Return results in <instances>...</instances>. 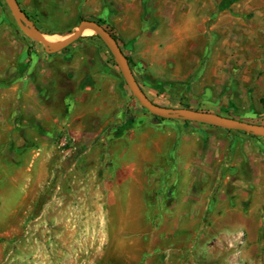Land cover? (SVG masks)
<instances>
[{"label":"rangeland","instance_id":"obj_1","mask_svg":"<svg viewBox=\"0 0 264 264\" xmlns=\"http://www.w3.org/2000/svg\"><path fill=\"white\" fill-rule=\"evenodd\" d=\"M15 1L39 31L63 40L81 21H99L117 37L143 95L154 104L264 125V31L255 9L261 0H211L214 10L205 7L193 17L201 31L177 43L163 35L140 43L130 41L135 34L121 37L122 11L112 0ZM28 99L35 109L20 123L19 108ZM0 115L9 124L7 147L18 151L1 154L7 168L0 172V264H147L161 252L185 264L198 239L166 234L170 228H159V217L150 222L149 213L150 204L162 205L163 166H175L174 150L167 161L150 165L144 146L154 150L153 139L176 130H221L264 144V138L199 123L156 121L132 96L99 35L84 33L49 55L19 28L5 0ZM18 129L27 143L15 140ZM42 158L49 162L40 168ZM223 180V174L216 177ZM244 240L243 233L231 234L228 245ZM235 251L231 264H239Z\"/></svg>","mask_w":264,"mask_h":264},{"label":"crops","instance_id":"obj_2","mask_svg":"<svg viewBox=\"0 0 264 264\" xmlns=\"http://www.w3.org/2000/svg\"><path fill=\"white\" fill-rule=\"evenodd\" d=\"M112 3H117V9L122 11L117 24L121 37L135 34L130 41L137 40L138 43L151 34L168 36L175 43L190 41L202 27L193 21V17L205 7L215 8V2L211 0H112ZM255 9L257 18L261 17L259 27L264 31V0L257 1ZM31 101L21 102L19 109L24 114L18 116L20 123L26 122L25 112L35 109ZM7 121L0 115V172L7 168L1 154L18 153L7 147ZM24 133L18 129L15 140L27 143ZM224 133L221 130H176L163 140L153 139L154 150L144 146L143 159L150 165L159 160L167 161L173 150L176 157L175 166L168 161L163 166L165 179L159 199L162 205L149 203L152 206L148 205L150 222L159 217V228H170L164 231L166 234H185L187 238L198 239L192 243L185 264H231L236 249L239 250V264H264V144L244 137H228ZM216 135L221 137L219 143L214 138ZM35 161L28 164L27 169ZM38 161L40 168L49 162L47 158ZM22 168L26 167L23 165ZM221 174L224 180L217 183L216 177ZM130 191L143 193L145 189ZM238 233L245 234V240L228 245L229 236ZM183 247L180 245L175 253L183 255ZM178 262L161 252L160 256L149 258L147 264Z\"/></svg>","mask_w":264,"mask_h":264},{"label":"water","instance_id":"obj_3","mask_svg":"<svg viewBox=\"0 0 264 264\" xmlns=\"http://www.w3.org/2000/svg\"><path fill=\"white\" fill-rule=\"evenodd\" d=\"M5 2L19 28L27 35L37 39L43 45L45 52L49 55L56 54L66 49L78 41L83 36L86 29H92L107 44L134 99H136L151 115L162 119L188 121L229 131H240L255 137L264 138V125L251 124L237 119L187 108L162 107L150 102L143 95L141 87L131 69L129 60L122 51L120 45L113 35L99 23L91 20H83L80 22L77 30L71 33L65 40L56 44H49L46 39L47 35L43 34L33 25L26 14L17 6L15 0H5Z\"/></svg>","mask_w":264,"mask_h":264},{"label":"bare ground","instance_id":"obj_4","mask_svg":"<svg viewBox=\"0 0 264 264\" xmlns=\"http://www.w3.org/2000/svg\"><path fill=\"white\" fill-rule=\"evenodd\" d=\"M85 34H94L95 32L92 29H86L84 31ZM47 41L49 42V44H56L61 42L63 39L57 37V36H46Z\"/></svg>","mask_w":264,"mask_h":264},{"label":"trees","instance_id":"obj_5","mask_svg":"<svg viewBox=\"0 0 264 264\" xmlns=\"http://www.w3.org/2000/svg\"><path fill=\"white\" fill-rule=\"evenodd\" d=\"M27 16H28V15H27ZM96 22L100 24L99 21H96ZM113 37L115 38L116 41H118V39H117V37H116L115 35H113ZM67 48H68V47H67ZM67 48H66V49H67ZM66 49H64V50H66ZM261 101L264 103V100H261ZM183 108L190 109V107H188V106H183ZM153 118H154L156 121H165V120H166V119H162V118H157V117H155V116H153ZM185 123H192V122L185 121ZM203 125H204V124H203ZM225 131H227V132H229V133L239 132V133H243V134L247 135L246 133H244V132H240V131H229V130H225ZM249 136L252 137V138H260V137H255V136H252V135H249Z\"/></svg>","mask_w":264,"mask_h":264}]
</instances>
